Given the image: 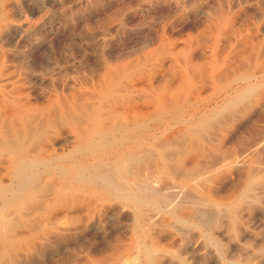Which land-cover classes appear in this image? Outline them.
I'll return each mask as SVG.
<instances>
[{
	"label": "rangeland",
	"instance_id": "rangeland-1",
	"mask_svg": "<svg viewBox=\"0 0 264 264\" xmlns=\"http://www.w3.org/2000/svg\"><path fill=\"white\" fill-rule=\"evenodd\" d=\"M0 9V127L25 109L74 106L49 144L75 124L112 126L113 114L137 110L143 163L159 171L144 179L160 178L139 205L93 200L90 218L75 207L86 195L68 197L54 228L0 200L14 224L0 264H264V0H0Z\"/></svg>",
	"mask_w": 264,
	"mask_h": 264
},
{
	"label": "bare ground",
	"instance_id": "bare-ground-1",
	"mask_svg": "<svg viewBox=\"0 0 264 264\" xmlns=\"http://www.w3.org/2000/svg\"><path fill=\"white\" fill-rule=\"evenodd\" d=\"M1 19H3V17H1ZM110 76L111 74L108 75V77ZM19 109L21 111L23 107L21 108L19 107ZM55 109H56V105L54 104L49 108H47L46 110L44 111L42 110L40 112H35L32 109H25L21 112H18L15 115H13V112H11V114L13 115L12 117L14 118L12 120V124L10 123V121H9L10 124L8 123L10 125V127L8 126L9 127L8 131L4 130L5 128L4 126L0 127V160L3 161L2 166H0V177H1L0 200L4 203L6 207L9 206V203H14L19 208V210L28 206L26 209L27 210L26 214H23V211H21V213L23 214L22 215L23 219L26 218L35 221L38 219H48L49 222H51V227L54 228V225H56V223H54V219L57 220V218H54L55 214L59 213L62 210L61 209L62 202H64V200L67 199L68 197L81 195L82 193L86 195L85 197H87V199L88 198L92 199V201L90 200V202L87 201V199L79 200L75 206L76 208H78L77 206H82L86 204V207H88L87 208L88 212L86 214L90 218L92 215L90 211L92 212L91 208L94 206L93 200H95V202H101L99 200H101L102 198L111 199L113 197L117 198L119 195H121L129 202L139 205L141 194L146 193L150 195V197H152V195L158 192L160 188L157 190L156 185H158V183L155 182L157 179L158 180L160 179L158 178L159 177L158 175H157L158 177L156 176L157 179L154 178L155 180L152 177L148 178V180L144 179V175H146L144 174L146 173V171L143 173L144 170L148 171L147 173L148 176L149 175L152 176V172L156 174L159 171L157 170V172H155L156 162L155 163L148 162L146 164L143 163V159H144L142 153L143 141L139 133L141 126L138 122L140 114L137 110L130 111L128 114H123V115L117 113L113 114L112 118L114 119V122L112 126H107V124L104 122L101 123L90 122L88 124L86 123V124H78V125L75 124L73 126V130L70 131V133H68L65 137L57 138L52 143L48 144L47 142L49 141H47V135L50 134L57 126L56 124L57 120L61 117H66V118L72 117V115L74 114L73 112L75 111L74 106L72 105L67 106L61 103L58 104V109L56 111ZM34 112L38 113L37 117L33 115ZM47 113L49 114V116H46ZM34 116L36 118H34ZM5 118L7 119L6 116ZM10 118L11 117H9V119ZM6 121L7 120H5L4 124H7ZM4 124L2 123V125ZM182 142L184 143V141H180L179 142L180 145L178 143L177 144L180 147H182L183 146ZM182 151L180 149L179 152L182 153ZM152 155L153 153L151 154V156ZM159 156L162 157V155ZM164 156L166 155L164 154ZM170 156L172 157L171 153ZM166 159L168 162V158ZM181 166L183 167V161L181 163ZM172 167L173 165L170 166V168ZM174 169H171V172H173L172 170ZM191 169L192 168H190V170ZM149 172H151V174ZM183 172L184 173L181 174L179 173V176L182 175L180 178L183 179L181 180V182L184 183L187 182L188 184V180H190L193 177V172H190L186 169H184ZM154 176L155 175L153 174V177ZM5 177L8 178V183H5L6 180L5 182L3 181V178ZM198 180H202V177L199 178ZM160 181L162 182L163 180ZM171 182L172 181H170V183L167 182L166 184H164L163 189L165 191V194L168 192L169 194L173 193L175 195L177 194L178 191H180L179 190L180 188L175 184H173V182L172 183ZM97 183L101 185V188L103 187V190L100 191L96 190L95 186L99 185ZM162 183H164V181ZM162 183L160 184L161 186L159 185L160 187H162ZM170 195L168 196V194H166V197L168 196V198H170ZM174 195L173 197L171 196L172 198L170 199H174L175 197ZM120 201L121 200H119V202ZM170 201L172 202L173 206H175V208L178 205V203H180L178 199H175L174 201L173 200ZM195 201L197 202V200ZM195 201L194 204H196ZM166 203L163 202L164 205ZM97 204L99 205V203ZM172 204L170 206H172ZM202 204L204 206V203ZM198 206H202V205H198ZM75 207H71L67 209V211L71 212V210L73 208L75 209ZM124 207H128V206L127 205L125 206L124 204ZM195 208L194 206L192 207V209H195V211L199 209V207L197 208V206ZM198 214H200V217L205 218L207 212L205 209H202ZM176 215L178 214L176 213ZM150 218L152 217L150 216ZM142 219L144 218L142 217ZM149 220L147 218V221ZM181 220H183L182 217ZM10 223H11V219L8 212L5 209H0L1 244L2 243L5 244L7 240L4 236L3 229L4 228L6 229V227L9 226ZM148 227L151 226L149 225ZM145 232H146V228H145ZM11 236L9 235V237ZM139 239L141 238H138L137 241H140ZM5 249L7 250V248ZM2 252L1 254H3ZM6 256L8 257V255ZM1 258L4 257L2 256Z\"/></svg>",
	"mask_w": 264,
	"mask_h": 264
}]
</instances>
